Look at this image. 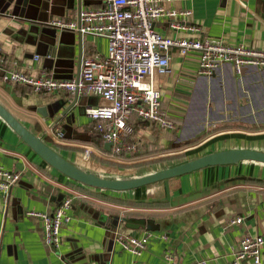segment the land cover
Returning <instances> with one entry per match:
<instances>
[{
  "label": "crops",
  "instance_id": "obj_1",
  "mask_svg": "<svg viewBox=\"0 0 264 264\" xmlns=\"http://www.w3.org/2000/svg\"><path fill=\"white\" fill-rule=\"evenodd\" d=\"M17 1L22 3L0 0L5 70L72 80L79 76L83 58L106 54V39L51 26L49 21L62 17L46 20L32 5L25 11ZM78 4L75 0V8L63 18L76 17ZM100 6L102 0H80L82 10ZM168 6L192 11L185 22L200 27L203 37L264 50V0H172ZM155 28L170 38L199 37L190 30L172 29L166 20L157 21ZM171 55L170 72L159 78V84L163 108L180 120V127L161 130L133 118L136 154L114 156L112 148H106L108 142L100 141L97 122L85 115L87 106L100 103L98 98L67 91L36 93L29 86L5 81L0 71V104L69 162L98 176L149 163L162 165L154 171L158 172L229 149L264 152V69L247 68L237 76L231 65H224L214 77L196 80L198 55L182 58L175 49ZM193 107V115H188ZM42 108L47 117L39 113ZM210 109L217 115L207 121L206 133L188 138ZM51 130L61 132L62 138L53 137ZM180 155L188 158L165 166ZM0 167L20 174L8 196L0 192V264H168L167 255L179 264L201 260L231 264L243 237L264 238L261 163L209 167L127 192L99 190L57 172L0 117ZM68 198L73 200L71 221L62 225L57 249L46 243L42 220L30 212L51 214ZM239 217L241 224H230ZM146 235L149 242L140 256L118 242L121 236Z\"/></svg>",
  "mask_w": 264,
  "mask_h": 264
},
{
  "label": "built area",
  "instance_id": "obj_2",
  "mask_svg": "<svg viewBox=\"0 0 264 264\" xmlns=\"http://www.w3.org/2000/svg\"><path fill=\"white\" fill-rule=\"evenodd\" d=\"M171 1L102 0L99 8L82 10L74 18L52 19L49 25L61 30L72 31L81 37L106 39V54L96 53L83 58L79 78L72 80L48 76L33 78L5 70V59L0 56L2 78L9 83L29 86L36 93L67 91L98 98V105L85 108L86 117L97 122V130L104 141L112 143L114 156L136 154L138 148L132 139L133 118L161 130L175 131L180 127V120L163 108V93L159 84V78L170 72L172 50H177L182 58L198 55L194 79L200 76L212 78L224 65H231L237 76H242L247 68L264 69V50L245 45H226L220 40L201 36L200 27L185 22L192 16V11L170 8ZM159 20L168 21L174 30H190L199 37H166L155 28ZM51 135L59 139L63 136L59 131ZM19 181L20 174L0 167V192L5 197ZM72 206L73 200L68 198L51 214L30 212L42 220L45 241L49 246L57 249L61 246L60 230L62 225L71 221L68 211ZM242 222L243 218L239 217L230 224ZM149 238V235L121 236L118 242L124 250L140 256ZM263 251L262 236H245L234 252L231 264H240L245 260L262 264ZM167 261L168 264H179L171 255H167ZM190 264H208V261Z\"/></svg>",
  "mask_w": 264,
  "mask_h": 264
},
{
  "label": "water",
  "instance_id": "obj_3",
  "mask_svg": "<svg viewBox=\"0 0 264 264\" xmlns=\"http://www.w3.org/2000/svg\"><path fill=\"white\" fill-rule=\"evenodd\" d=\"M18 3V1H17ZM78 13L82 11L80 0H78ZM19 4V3H18ZM26 11L30 5L34 7L40 15L49 19L53 16L65 17L67 10L75 8V0H22L19 4ZM46 16L48 18H46ZM44 19V20H45ZM81 36L80 34H78ZM79 76L77 77V79ZM76 93V97H78ZM69 108L62 113V117L69 112ZM42 116H48L47 109L38 110ZM204 111V110H203ZM211 117L217 115L210 109L208 113ZM205 112L202 115L200 127L188 138H200L206 133L207 121L211 122ZM0 117L19 135V137L48 165L54 168L60 174L66 176L74 182L99 190H109L115 192H127L153 185L159 182L167 181L173 178L181 177L209 167L234 165L240 162H256L264 164V152L251 149H229L225 151L210 153L197 159L187 161L167 169L147 174L139 177L110 179L98 176L96 173L82 170L75 166L62 155L47 145L41 137L36 136L29 131L17 118L2 104H0ZM61 118H58V124ZM213 123V122H212ZM182 139V137H181ZM106 148H112V143H107Z\"/></svg>",
  "mask_w": 264,
  "mask_h": 264
},
{
  "label": "rangeland",
  "instance_id": "obj_4",
  "mask_svg": "<svg viewBox=\"0 0 264 264\" xmlns=\"http://www.w3.org/2000/svg\"><path fill=\"white\" fill-rule=\"evenodd\" d=\"M199 78H206V77H203V76H200V77H197V79ZM236 80V79H235ZM237 82V81H236ZM197 110V109H196ZM195 111V108L193 107L192 109H190L188 115H193V112ZM198 111V110H197ZM231 113H237V110H230ZM187 115V117H189ZM186 117V118H187ZM208 117L209 118H215V116L213 115V117H211L209 114H208ZM190 155V154H189ZM188 158V155H180L178 157H173L171 158L170 160H168L167 162H164L166 163L165 166H168V165H173L175 163H179V162H183L185 161L186 159ZM152 164V165H151ZM157 164V163H156ZM156 164H153V163H149V164H142V166H138L136 168H132V169H124V168H118L113 174L109 175V176H100V177H103V178H110V179H121V178H131V177H139V176H144V175H147V174H150V173H154V171H156V169L158 168H161L162 165H156ZM164 170V169H163Z\"/></svg>",
  "mask_w": 264,
  "mask_h": 264
},
{
  "label": "trees",
  "instance_id": "obj_5",
  "mask_svg": "<svg viewBox=\"0 0 264 264\" xmlns=\"http://www.w3.org/2000/svg\"><path fill=\"white\" fill-rule=\"evenodd\" d=\"M218 130V129H217ZM96 131H97V133H98V135H99V138H100V141L102 140H104L103 139V137H102V134L96 129ZM177 131V130H176ZM192 144V142H190V143H188L187 145H191Z\"/></svg>",
  "mask_w": 264,
  "mask_h": 264
}]
</instances>
